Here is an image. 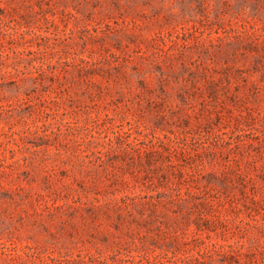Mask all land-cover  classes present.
<instances>
[{"label": "rangeland", "instance_id": "1", "mask_svg": "<svg viewBox=\"0 0 264 264\" xmlns=\"http://www.w3.org/2000/svg\"><path fill=\"white\" fill-rule=\"evenodd\" d=\"M3 7L0 264H182L212 242L264 264V0ZM163 143L203 182L241 165L238 188L120 217L118 202L164 190L144 159ZM164 170L177 194L198 179Z\"/></svg>", "mask_w": 264, "mask_h": 264}, {"label": "trees", "instance_id": "2", "mask_svg": "<svg viewBox=\"0 0 264 264\" xmlns=\"http://www.w3.org/2000/svg\"><path fill=\"white\" fill-rule=\"evenodd\" d=\"M0 10L1 14H5V7ZM197 67V69H200L203 68V65L199 64ZM177 152H179L177 148L176 150H171L166 143L160 144L156 148L151 146L145 149V162L152 167V170H155L156 168L161 169L162 173L160 174L163 178L162 180H164L161 181V183L163 182L165 188L163 191L144 196L143 199L137 200V197H133L118 202L117 211L119 212L120 217H122L124 213L123 211H126V213L131 215L135 221H138L139 224H143L159 219L162 207L180 206L181 204L191 202L196 208L199 206L213 208L214 200L212 199L211 190L215 189L217 191H221V194L224 195V191L222 188H219L216 183L217 179L224 182L226 188L223 189H226L227 191H232V188H238V185L231 177V174L241 176L243 173L241 165H237L235 168L230 170L227 169L221 173V176L213 177L212 179H207L206 182H203L202 179L205 176L202 175L200 170H193L191 167H188V165H190L188 163H181V161L175 162L171 153L177 154ZM166 166L174 167L178 177L180 178L191 175L192 177H197L198 179L194 180L192 185H190L189 182L187 183L188 186L185 193H174L175 185L171 186L172 183H170V177L164 170ZM221 177L223 178L220 179ZM241 184L243 186L240 187L242 195L250 197L252 200H257L256 193L248 191L246 189V185L244 183ZM229 196L232 199H235V193H232V195L229 194ZM196 214L199 218H202L203 211L199 209ZM198 228L202 229L201 227ZM195 238L198 242L203 241L200 232H196ZM198 246L200 245L198 244ZM199 252V256L195 259L188 257L182 259V264H241L240 256L242 255V252L240 248L233 244L223 245L218 244L217 242H212L207 244L205 249L200 250Z\"/></svg>", "mask_w": 264, "mask_h": 264}]
</instances>
